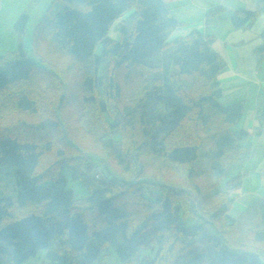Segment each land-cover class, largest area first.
Wrapping results in <instances>:
<instances>
[{
	"label": "trees",
	"instance_id": "1",
	"mask_svg": "<svg viewBox=\"0 0 264 264\" xmlns=\"http://www.w3.org/2000/svg\"><path fill=\"white\" fill-rule=\"evenodd\" d=\"M260 14L264 0L231 22L239 29ZM28 21V13L16 19L19 45L0 54V169H11L17 191L0 196V264H24L42 249L49 264H93L109 246L121 264H264V200L231 218L220 183L252 150L251 134L237 128L243 103L219 101L226 62L211 37L169 40L181 22L163 0H52L30 56ZM260 37L254 52L263 60L264 30ZM70 80L82 110L95 114L86 122L94 147L79 125L65 124ZM257 115L259 132L264 98ZM158 164L187 179H166L151 169ZM73 165L97 174L86 183ZM69 174L90 192L79 196Z\"/></svg>",
	"mask_w": 264,
	"mask_h": 264
},
{
	"label": "crops",
	"instance_id": "2",
	"mask_svg": "<svg viewBox=\"0 0 264 264\" xmlns=\"http://www.w3.org/2000/svg\"><path fill=\"white\" fill-rule=\"evenodd\" d=\"M49 0H0V53L17 49L19 37L14 28L16 19L22 13H34L32 29L26 26L25 32L33 33L38 18L48 7ZM181 25L170 33L169 40L199 31L211 37L210 48L222 56L226 67L219 74L222 88L220 102L229 105L241 101L243 116L237 128L248 131L251 136L246 145L251 147V155L242 162L232 164L221 186L227 189L233 199L228 214L238 218L240 214L260 200H264V127L260 128L257 106L264 98V59L259 60L254 48L262 40L264 14L258 15L250 24L236 29L231 18L238 9L254 11L258 0H163ZM47 5V6H46ZM216 13L211 16L209 13ZM40 19V18H39ZM120 20V19H119ZM117 20L110 28L109 36L120 38ZM116 25V32L112 34ZM30 31V32H29ZM33 35V34H32ZM26 34L22 42L24 48ZM26 49V48H25ZM238 177L235 184L227 185L228 180Z\"/></svg>",
	"mask_w": 264,
	"mask_h": 264
},
{
	"label": "rangeland",
	"instance_id": "3",
	"mask_svg": "<svg viewBox=\"0 0 264 264\" xmlns=\"http://www.w3.org/2000/svg\"><path fill=\"white\" fill-rule=\"evenodd\" d=\"M52 0H49L48 2H51ZM47 6V5H46ZM35 11H32V14L30 15V22L28 24V29H32L33 28V25H32V20H34V13ZM42 16V15H41ZM41 16L39 18H41ZM39 18L37 19L39 21ZM119 19L117 20V22L119 23ZM117 22H116V25H117ZM116 25L115 27H113V30H112V34H114V32H116ZM30 32V31H29ZM26 34V37H25V43H26V51L28 53V55L32 56L33 54V49H32V34L31 33H28L27 31L24 33ZM44 44V43H43ZM172 47L171 46H168L166 49L162 50L161 54L164 52H171L172 51ZM0 50H3V49H0ZM38 50L39 52L42 54V53H47V46L46 45H39L38 47ZM2 54V53H0ZM51 54H54V52H51ZM36 55V54H35ZM43 55V54H42ZM45 55V54H44ZM38 58V57H37ZM49 58V57H47ZM76 65H74V69H75ZM73 69L71 71V76H73ZM75 79H77L76 76H74ZM70 83H71V95L68 97V100L66 102V104L64 105V107L62 108L63 110V114H65L67 116V121H66V126H75L76 124L79 125V127L81 128L80 129V134L82 135L83 139H84V142L86 143L85 145H87L88 143L91 145V146H95L97 145V141H95L93 138H92V135L90 134V131L86 128V125L87 123L86 122H91L93 121V117H94V113L89 110H82V106L80 104V102H78V93H79V89H77L76 87H74L75 85H77V81H71L70 80ZM126 97V98H125ZM128 96H127V93L125 92L124 93V99H127ZM84 112V117L82 118V113ZM116 141H119L120 140V137L118 135H116L115 137ZM93 146V147H94ZM159 163V162H158ZM162 163V162H161ZM173 164H170L168 165L167 167H164V168H160V171L162 172L161 174L165 176L166 179H171V178H174L175 176H180L182 177L179 181H183L185 182V179H187V175L185 174V176H182V175H179V174H176L177 172V168L176 166H172ZM159 167H160V164L154 166V167H151V169L153 171H157L160 173L159 171ZM73 170H77L79 171V173L82 174V176L85 178V182L86 183H90V181L93 179L94 177V174H97V170H93V171H87L85 169V167L83 166H74L73 165ZM11 169L9 168H6V169H0V196H6V195H10V194H16L17 191H16V187H15V184H16V181H15V176H14V173H13V178H14V181H13V178H12V173L10 175V173H6L7 171H9ZM13 172V171H12ZM99 173V171H98ZM91 179V180H90ZM196 179V178H195ZM178 180V179H177ZM208 179L207 178H204L203 180V184L202 185H207L206 181ZM15 182V183H14ZM222 182V180L220 181V183ZM178 183H181V182H178ZM85 184V183H84ZM177 185H181V184H177ZM68 186L70 188H73L74 191L79 195V196H85L86 194H88L90 191H89V188L87 187V184H86V187L83 186L82 184V181L79 179V180H75L73 181L72 177L68 176ZM142 254H147L148 253V250L147 249H143L141 251ZM45 254H46V250L42 249L38 252L37 255H35L34 257H31L29 258L28 260H26L24 262V264H49L45 261ZM93 264H121V260L120 258L118 257V255L115 253L114 249L112 247H108L106 248V250L104 251V253L102 254V256L96 260Z\"/></svg>",
	"mask_w": 264,
	"mask_h": 264
}]
</instances>
